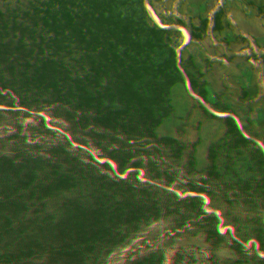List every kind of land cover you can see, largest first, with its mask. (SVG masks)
I'll use <instances>...</instances> for the list:
<instances>
[{
    "label": "rangeland",
    "instance_id": "1",
    "mask_svg": "<svg viewBox=\"0 0 264 264\" xmlns=\"http://www.w3.org/2000/svg\"><path fill=\"white\" fill-rule=\"evenodd\" d=\"M184 6L198 4L0 0V264H264L261 131L219 127L251 132L264 92L237 94L214 66L226 106L207 125L184 110L148 130L149 104L109 111L186 78Z\"/></svg>",
    "mask_w": 264,
    "mask_h": 264
},
{
    "label": "trees",
    "instance_id": "2",
    "mask_svg": "<svg viewBox=\"0 0 264 264\" xmlns=\"http://www.w3.org/2000/svg\"><path fill=\"white\" fill-rule=\"evenodd\" d=\"M196 2L198 4L196 8L184 6L173 16V20L178 21L186 38L183 48L185 58L177 55L174 62L187 60L186 62L190 64L186 78L181 84L174 86L158 83L146 96H142L144 91L139 93L145 87V84L141 83L139 96L110 105L109 111L115 117L124 116L129 119L128 117H133L149 104L153 109V116L148 130L156 126L159 128L164 118L184 110L188 114L202 116L204 124H209L215 114L226 106V103L217 96V93L221 92L216 86L218 76L212 77L209 83L205 80L208 70H212L214 66H218L223 78L227 77V65L231 66L233 75L231 74L229 87L237 94L253 97L257 92H264V0H196ZM198 9L199 14L191 15V11ZM242 11H246L248 20L237 26ZM190 16L194 17L193 20L189 19ZM223 29L227 31L226 37ZM217 41L220 42L219 46L216 45ZM218 47L222 49L217 53ZM204 64L207 66L205 70L202 68ZM206 87L212 91L209 96L205 91ZM200 100L207 103L212 112L205 108ZM252 107H255L256 113L252 116L253 111H250V115L246 117L253 123L251 132L246 133L234 124H228L230 122H225L219 127L224 128L227 125L221 135L233 141L240 136H251L253 132L260 130L261 134L255 140L256 153L251 154L253 159L251 163L255 166L259 164L264 171V106L254 104ZM149 144H152L151 148L154 146L153 142ZM210 166H213V163Z\"/></svg>",
    "mask_w": 264,
    "mask_h": 264
}]
</instances>
